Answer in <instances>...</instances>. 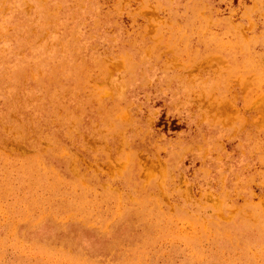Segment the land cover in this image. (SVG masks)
Returning a JSON list of instances; mask_svg holds the SVG:
<instances>
[{"label":"rangeland","instance_id":"rangeland-1","mask_svg":"<svg viewBox=\"0 0 264 264\" xmlns=\"http://www.w3.org/2000/svg\"><path fill=\"white\" fill-rule=\"evenodd\" d=\"M0 264H264V0H0Z\"/></svg>","mask_w":264,"mask_h":264}]
</instances>
